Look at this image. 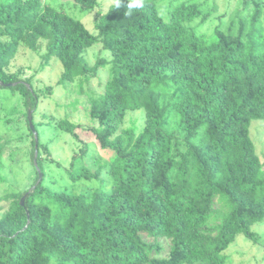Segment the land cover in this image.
<instances>
[{
	"label": "trees",
	"instance_id": "obj_1",
	"mask_svg": "<svg viewBox=\"0 0 264 264\" xmlns=\"http://www.w3.org/2000/svg\"><path fill=\"white\" fill-rule=\"evenodd\" d=\"M74 1L88 12L100 2ZM164 1L141 0L131 14V0L114 3L93 35L43 0H0V82L16 84L10 88L24 96L33 120L32 80L9 72L21 46L37 52L46 42L44 59L64 69L59 84L98 75L107 62L84 57L96 43L110 52L104 91L89 99L96 126L87 131L114 153L105 167L110 191L55 193L37 171L24 193L0 194V264H227L224 252L238 235L259 241L252 227L264 221V166L250 127L264 120L261 6L253 31L242 21L208 39L186 25L201 16L190 1L166 16ZM136 111L143 126L123 128ZM51 120L83 142L82 125ZM3 152L0 137V181ZM35 152L34 137L33 161ZM102 174L82 167L72 180L108 185Z\"/></svg>",
	"mask_w": 264,
	"mask_h": 264
},
{
	"label": "rangeland",
	"instance_id": "obj_2",
	"mask_svg": "<svg viewBox=\"0 0 264 264\" xmlns=\"http://www.w3.org/2000/svg\"><path fill=\"white\" fill-rule=\"evenodd\" d=\"M121 1L100 0L95 10L88 12L74 0H43L46 5L81 20L93 35H98L95 25L101 16L112 4ZM186 1L192 3L189 8L196 7L201 15L186 25L208 39L214 36L217 29L227 30L232 23H235L234 29L237 30L242 21L247 24L250 32L253 31L250 23L257 4L261 6L262 13L260 26H257L256 30H261L264 34V0H167L159 5L160 12L166 16ZM46 53V42H42L37 52L23 45L9 68V72L22 79H31L38 95V106L33 121L42 144L39 149V165L44 175L43 187L55 193L71 194L110 191V178L105 167L114 153L110 150H100L87 128L96 126L89 115V99L104 91V83L110 74L111 54L104 49L102 43H96L85 52L84 57L91 65L100 60L107 62L106 66L99 68L98 75L89 81L81 77L73 82L59 84L63 66L57 59L45 60ZM48 89H51V93ZM28 115L29 108L25 106V98L21 92L10 87H1L0 137L4 143L0 181L2 195L24 193L32 187L36 178L37 169L32 154L34 137L30 134ZM62 118L82 125V129L77 130V133L83 142L77 141L70 133L51 123V119ZM133 124L140 128L143 126L141 111L128 114L123 128ZM250 136L264 166V120L252 121ZM44 146L48 147L50 152L45 151ZM82 167H87L92 172L103 168L102 178L108 185L97 179H81L74 183L72 173ZM8 204L9 201L3 203L6 206ZM252 231L258 234L259 241L253 243L244 234L238 235L235 242L224 252L227 264H264V221L255 224Z\"/></svg>",
	"mask_w": 264,
	"mask_h": 264
},
{
	"label": "water",
	"instance_id": "obj_3",
	"mask_svg": "<svg viewBox=\"0 0 264 264\" xmlns=\"http://www.w3.org/2000/svg\"><path fill=\"white\" fill-rule=\"evenodd\" d=\"M0 85L3 86V87H12V86H15L16 84H5L3 82H0ZM28 120H29V124H30V128L34 134V137H35V142H36V152H35V158H34V165L37 169V171L39 172V179H38V182H40L43 178V174L41 173V170L39 168V165H38V145H39V139H38V134L36 132V129L34 127V124H33V112L32 111H29V115H28ZM27 197V194L21 199V204L24 205V201H25V198Z\"/></svg>",
	"mask_w": 264,
	"mask_h": 264
},
{
	"label": "clouds",
	"instance_id": "obj_4",
	"mask_svg": "<svg viewBox=\"0 0 264 264\" xmlns=\"http://www.w3.org/2000/svg\"><path fill=\"white\" fill-rule=\"evenodd\" d=\"M142 2L141 0H131V3H129L128 8H129V14H131V9H136L142 7Z\"/></svg>",
	"mask_w": 264,
	"mask_h": 264
}]
</instances>
